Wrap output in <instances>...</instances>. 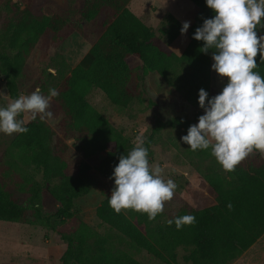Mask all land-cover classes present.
<instances>
[{"label":"trees","instance_id":"obj_1","mask_svg":"<svg viewBox=\"0 0 264 264\" xmlns=\"http://www.w3.org/2000/svg\"><path fill=\"white\" fill-rule=\"evenodd\" d=\"M129 1L86 0L80 15L87 20L101 16L103 30L61 79L56 88L59 95L52 98L63 113L64 127L74 137L83 160L74 165L71 173L70 163L59 152L67 148L66 144L58 140L39 115L35 120L29 118L25 125L29 131L16 133L7 149L8 168L0 170V220L43 218L36 202L25 205L14 198L13 169L21 171V178L27 182L40 175L43 183L51 185L48 191L59 202L54 215L60 219L70 217L73 200L89 192L92 170H97L115 187L114 168L120 156L127 155L135 144L91 105L87 94L92 87L100 89L112 105L120 108L128 107L137 98L136 79H143L147 72L157 73L170 85L177 81L180 86L191 85L190 90L196 87L197 96L205 88L214 50L201 52L204 42L193 37L204 20L215 15L206 0H189L192 8L198 10L188 28L189 42L180 54L155 43V31L127 7ZM12 12L11 27L5 35L7 44L0 48V69L8 96L15 100L20 96L17 77L37 41L44 35L56 39L69 24L57 12L35 15L30 0L22 6L17 4ZM182 25L174 15L166 13L158 31L167 42H172L181 33ZM256 59V71L264 77V62L259 55ZM201 115L196 113L191 119L175 117L168 122L158 120L144 143L149 162L154 136L160 129L175 124L190 126ZM207 181L215 194L213 204L203 208L183 204L163 222L162 214L153 221L146 213L133 210L117 214L106 196L96 206L95 214L107 231L101 233L80 222L72 232L61 233L66 242L62 264H143L133 256L131 248L144 250L165 264H228L264 234V159L254 152L235 171L210 172ZM32 190L35 198L38 188ZM184 215L195 216L196 222L180 230L175 223L168 224L169 220ZM178 247L186 251L182 263L177 261Z\"/></svg>","mask_w":264,"mask_h":264},{"label":"rangeland","instance_id":"obj_2","mask_svg":"<svg viewBox=\"0 0 264 264\" xmlns=\"http://www.w3.org/2000/svg\"><path fill=\"white\" fill-rule=\"evenodd\" d=\"M28 0H0V48L6 45V31L11 27L12 10L23 5ZM86 0H30V9L35 15L57 12L62 15L69 26L63 29L56 39L48 35L42 36L26 58L25 66L17 77L20 95H29L37 87L43 95L49 94V89H56L63 77L82 59L87 51L96 42L103 30L102 17L87 20L80 15ZM127 7L135 13L146 25L156 33L155 43L161 48L180 54L189 42L188 30L179 34L172 42H167L160 35L158 26L166 13H171L179 21L191 22L198 8L191 6L188 0H131ZM258 35H264V28L257 29ZM203 88L209 94V99L219 94L227 84V78H221L211 65ZM138 70L137 72H139ZM55 76H52V75ZM138 84L137 98L126 108L112 105L103 92L92 87L87 99L111 125L121 131L134 144L139 135L144 140L151 134L158 120L168 122L175 117L194 118L196 113L204 114L198 103L196 87L190 90L191 85L180 86L178 82L168 84L167 81L155 72H147L143 79H136ZM199 93V92H198ZM11 100L7 93L5 81L0 69V107H6ZM49 111L53 113L51 119H44L56 133L60 142L67 148L60 154L68 161L73 172L74 165L83 160L76 141L63 124V113L50 101ZM18 119H29L24 114ZM193 120L191 125L197 124ZM190 125V126H191ZM190 126L175 124L166 125L154 136L151 147L152 164H159L165 180L172 179L176 185L174 198L165 203L160 221L167 220L183 204L195 208H203L215 202V194L207 181L210 172L225 173V170L211 155V148L192 151L181 137L187 135ZM16 133L7 135L0 133V170L8 165L5 158L8 147ZM261 154V153H260ZM264 159V154H261ZM21 171H14L16 190L14 198L25 205L36 202L43 218L26 221L0 220V264H62V256L66 249V242L61 233H70L77 228L80 222H85L94 229L103 233L107 226L97 218L96 206L106 196H111L113 185L97 170L91 171L93 183L88 193L75 198L71 207V216L60 219L54 213L59 202L51 196L48 187L43 183L40 175H35L28 182L20 176ZM38 183L37 186L32 183ZM33 187H37V196L34 198ZM133 256L143 264H165L148 254L144 250L131 248ZM181 247L177 248V261L182 263L185 253ZM237 264H264V234L243 255Z\"/></svg>","mask_w":264,"mask_h":264},{"label":"clouds","instance_id":"obj_3","mask_svg":"<svg viewBox=\"0 0 264 264\" xmlns=\"http://www.w3.org/2000/svg\"><path fill=\"white\" fill-rule=\"evenodd\" d=\"M206 5L215 15L204 20L193 38L204 42L201 52L214 50L211 68L221 78L226 77L227 84L211 99L207 91L199 90L198 103L204 114L181 140L192 151L211 148V155L222 168L233 172L254 152L264 154V77L256 71L258 55L264 62V35L257 33L258 28H264V0H206ZM189 26L190 22L183 23L182 35ZM58 95L53 88L45 96L37 87L31 94H21L0 107V133H27L26 120L18 119L21 114L31 120L38 115L41 120L51 119L50 101ZM144 143V137L137 136L135 146L120 156L108 203L117 214L133 210L146 213L153 221L163 213L165 203L174 198L177 185L163 178L159 164H150ZM195 222V216L184 215L168 224L175 223L180 230Z\"/></svg>","mask_w":264,"mask_h":264},{"label":"crops","instance_id":"obj_4","mask_svg":"<svg viewBox=\"0 0 264 264\" xmlns=\"http://www.w3.org/2000/svg\"><path fill=\"white\" fill-rule=\"evenodd\" d=\"M130 1H131V0H130ZM130 1H129V2H130ZM188 1H189V0H188ZM261 237H262V236H261ZM261 237H260V238H261ZM260 238H259V239H260ZM259 239H258V240H259ZM258 240H257V241H258ZM257 241H256V242H257ZM256 242H255V243H256ZM255 243H254V244H255ZM254 244H252V245H251L247 250H245L240 256H238V257L235 258L234 260L230 261L228 264H237V261H238L243 255H245L246 252H247V251H248V250H249Z\"/></svg>","mask_w":264,"mask_h":264}]
</instances>
